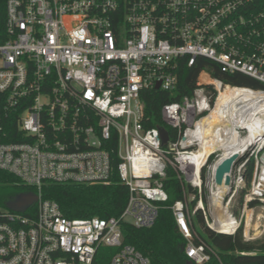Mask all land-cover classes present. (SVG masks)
Returning a JSON list of instances; mask_svg holds the SVG:
<instances>
[{
    "label": "built area",
    "instance_id": "obj_1",
    "mask_svg": "<svg viewBox=\"0 0 264 264\" xmlns=\"http://www.w3.org/2000/svg\"><path fill=\"white\" fill-rule=\"evenodd\" d=\"M199 58L262 87L226 84L202 69L191 95L163 103L164 143L161 126L146 125L140 95L158 82L173 95L179 62ZM218 86L252 92L263 104L249 118L236 105L220 107L221 115L233 110L241 145L226 174L228 202L245 191L240 215L229 213L233 235L248 211L264 212V0H0V169L38 197L24 211L0 207V264H150L123 243L120 225L155 222L168 200V169L184 193L170 207L186 259L218 257L194 224L198 209L209 221L201 195L208 189L213 198L223 157L214 150L197 169L200 119L215 106ZM114 173L129 192L118 217L69 218L40 193L45 183L108 184ZM103 247L116 250L106 259Z\"/></svg>",
    "mask_w": 264,
    "mask_h": 264
},
{
    "label": "trees",
    "instance_id": "obj_2",
    "mask_svg": "<svg viewBox=\"0 0 264 264\" xmlns=\"http://www.w3.org/2000/svg\"><path fill=\"white\" fill-rule=\"evenodd\" d=\"M177 69L178 88L173 95L161 88H148L141 93L140 99L145 104V121L148 127L166 126L161 118L163 103L178 101L184 95H191L195 88L197 75L202 69L208 70L211 76L219 78L226 84L262 87L258 81L249 76L223 73L215 62L203 58L197 59L192 66H187L185 62L180 61ZM9 133L13 136L16 134V132ZM212 159L213 156L210 158V162ZM252 168L253 160L247 167L248 185ZM167 173L168 175L164 179V188L167 190L168 200L163 202L157 219L146 228H138L127 222H122L120 226L123 243L134 246L150 259V264H188L186 255L183 251L181 252V247L186 241L175 224L170 207L175 200L184 198V193L175 172L168 169ZM113 176V181L108 184L45 183L41 187L40 193L43 198L56 201L62 214L69 218L118 217L126 207L129 192L127 186L119 182L116 173ZM189 189L190 192H193V189ZM32 190H34L33 187L25 185L12 173L0 169V205H5L17 193H26ZM244 193L245 191L240 192L239 205L243 202ZM202 200L206 203V199L202 198ZM195 203L196 200L192 201L191 206H194ZM256 203L257 201H251L249 205L253 206ZM194 220L201 227L200 237L218 255V257L212 256L210 261L203 264H264V243L243 240L241 228L233 235L215 232L205 224V216L201 209L195 213ZM227 225L228 223L224 221L223 226L227 227ZM254 249L256 251L251 255L235 252H251ZM115 250V248L103 247L101 253L107 259Z\"/></svg>",
    "mask_w": 264,
    "mask_h": 264
},
{
    "label": "bare ground",
    "instance_id": "obj_3",
    "mask_svg": "<svg viewBox=\"0 0 264 264\" xmlns=\"http://www.w3.org/2000/svg\"><path fill=\"white\" fill-rule=\"evenodd\" d=\"M200 79L206 80V76L203 74ZM215 96L218 97L215 106L211 109L208 115H205L200 119V124L203 126L204 138L200 141V145L196 153L198 160L197 169L200 164L204 163L210 153L214 152V150H217L218 148H230V150L223 153L222 159L229 157L232 154L239 153L241 150V145H238L240 141L236 139L235 132L233 130L235 125L232 114L233 110L231 109L229 111L228 109L226 115H221V104L230 103L236 105V110H239L242 112V115H246L248 118L253 115V112L258 107L263 105L261 102L257 101V96L254 93L230 86L225 88H219L218 86V90L214 94V97ZM229 107L230 106H228V108ZM262 111L264 110L262 109ZM217 128L221 129L222 132H216ZM227 189L226 184H216L215 186L211 204V206H213L212 215L214 218V224L212 226L219 232L232 234L234 229H224V214L221 211L222 195L227 191ZM250 212L251 211H248L246 219V222L248 223H250ZM227 222L236 227L235 223L232 222L231 219H228ZM258 232L255 235L259 234Z\"/></svg>",
    "mask_w": 264,
    "mask_h": 264
},
{
    "label": "rangeland",
    "instance_id": "obj_4",
    "mask_svg": "<svg viewBox=\"0 0 264 264\" xmlns=\"http://www.w3.org/2000/svg\"><path fill=\"white\" fill-rule=\"evenodd\" d=\"M221 150H222V154H223L224 152L230 150V148H222ZM215 154H216L215 155V158H216L217 156L221 155V151H217V152H215ZM240 192H241V189L238 190L237 192H235L234 195L232 196V199L229 202H228V197H230L232 190L226 191L223 194L221 211L224 214L225 223H228L227 222L228 219L230 220L229 213H232V214L234 213L236 216H239L241 211H242V206L239 205ZM201 196L203 199H206V203H204V201H203V206H204V210L207 212V215H209V217H208L209 221L207 223V221L205 220V224H207V226H209L211 224L210 213L213 210V206H211L212 199H211V196L208 192V189H206V190L203 189ZM197 201H198V199H197ZM226 202H228V203L226 204ZM0 207L4 208L6 206L0 205ZM247 215H248V213H247ZM249 222L250 223L244 221V219H243L242 239L245 241H249V242L253 241L256 243H264V212L260 207L257 208L255 210V212H253V213L250 212ZM194 224H196L198 232H200L202 234L201 227L199 224H197L195 222V220H194ZM256 225H258V226H256ZM234 228H235L234 225L231 226V224L228 223L227 227H225L224 229L233 230ZM245 231H246V235L248 237H250L249 240L245 239V233H244ZM257 232L259 234L255 235Z\"/></svg>",
    "mask_w": 264,
    "mask_h": 264
},
{
    "label": "water",
    "instance_id": "obj_5",
    "mask_svg": "<svg viewBox=\"0 0 264 264\" xmlns=\"http://www.w3.org/2000/svg\"><path fill=\"white\" fill-rule=\"evenodd\" d=\"M156 88H159V82L155 85ZM160 131V138L165 143L167 142V131L164 127L161 126L159 129ZM237 158L236 154H232L229 157H225L221 159L215 166H214V174H213V182L216 184H226L228 185L230 180L229 177L226 175L230 172L232 162ZM37 194L33 192L27 193H20L13 199L6 202V208L14 211H24L30 205H32L37 200ZM184 250V245L181 247V252ZM188 264H194L192 260H187Z\"/></svg>",
    "mask_w": 264,
    "mask_h": 264
},
{
    "label": "flooded vegetation",
    "instance_id": "obj_6",
    "mask_svg": "<svg viewBox=\"0 0 264 264\" xmlns=\"http://www.w3.org/2000/svg\"><path fill=\"white\" fill-rule=\"evenodd\" d=\"M18 194H20V193L15 194V195L13 196V198L16 197ZM13 198H12V199H13Z\"/></svg>",
    "mask_w": 264,
    "mask_h": 264
}]
</instances>
